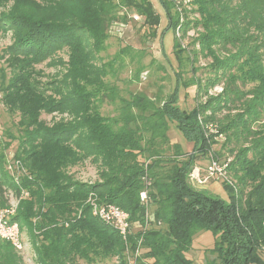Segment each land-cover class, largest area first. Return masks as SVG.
<instances>
[{
    "label": "trees",
    "instance_id": "1",
    "mask_svg": "<svg viewBox=\"0 0 264 264\" xmlns=\"http://www.w3.org/2000/svg\"><path fill=\"white\" fill-rule=\"evenodd\" d=\"M10 1L13 7L1 14L0 28L13 35L3 51L14 57L16 73L8 88L21 110L19 122L28 128L25 146L16 154L27 173L18 183L10 180L0 151V196L7 188L18 198L20 188L28 191L11 220L27 230L36 262L76 264L77 259L115 256L117 264H130L127 252L141 248L134 264H193L185 253L194 235L205 230L215 238L209 250L216 257L203 264H264V121L258 122L264 117V0L189 1L204 29L195 42L211 59L215 75L210 84H221L219 94L187 112L177 104V78L173 91L158 103L142 93L121 97V115L112 120L93 107L96 92L113 99L116 90L104 85L105 66L95 67L94 55L104 47L107 24L123 18L119 6L156 27L160 16L152 1L0 0V5ZM157 2L166 16L164 31H186L198 24L180 20L187 13L183 0ZM173 38L172 47L180 48ZM63 48L68 69L56 90L59 99H53L36 89L29 68ZM42 110L72 118L46 126L37 118ZM222 110L226 112L216 118ZM206 111L205 123L216 122L226 142L240 143L230 149L231 183L222 182L227 199L187 181L199 156L214 144L198 118ZM169 121L192 143L191 152H181L174 143L176 152L163 154L160 145L168 140ZM86 158L96 165L98 180L79 181L66 172ZM246 186L250 188L244 192ZM143 189L147 204L139 200ZM90 194L98 203L128 212L131 222L143 224L146 211L154 221L123 239L84 204ZM74 209L78 213L72 216ZM18 262L14 247L0 238V264Z\"/></svg>",
    "mask_w": 264,
    "mask_h": 264
},
{
    "label": "rangeland",
    "instance_id": "2",
    "mask_svg": "<svg viewBox=\"0 0 264 264\" xmlns=\"http://www.w3.org/2000/svg\"><path fill=\"white\" fill-rule=\"evenodd\" d=\"M151 1L160 16L159 24L156 27L143 24L144 19L141 16L139 19H135L134 14H139L133 9L119 6L117 13L123 18L114 19L107 24L108 36L104 42V47L94 55L95 67L103 69L105 66V73L102 77L104 85L116 89L113 99L109 97V94L103 96L102 92H96V96L92 99L93 107L108 119L112 120L120 117L122 112L120 108L121 97L129 98L133 94L142 93L151 99L156 98L157 103L166 99L173 91L177 78L179 84L177 86V104L187 112L197 103H204L209 97H213L221 91V84H210L215 75V71L209 65L211 59L204 56V51H201V47L195 42L196 37L204 33V29L200 24L202 20L199 18L195 5L191 4L190 0H183V7L186 8L187 13L184 17L181 16L180 20L198 21L196 27L192 26L186 31L177 30L174 32L172 29L164 31L166 27L165 13L157 0ZM13 4L14 2L10 1L0 5V17L1 14L9 12ZM175 35L181 49L172 47ZM12 40V32L0 28V151H3L5 175L10 180L15 181L16 178L19 182L25 174H17L12 161L15 163V161L20 160L16 154H19V149L25 146V141L28 139V128L20 124L21 110L15 107L14 96L8 88V82L14 78L16 71L11 66L14 63V57H8L7 54H4L3 49ZM67 55V49L63 48L51 58L33 64L29 68L36 89L41 90L44 96L59 99L56 90L59 87L62 75L68 69ZM235 111L232 110L230 113ZM225 112V110L218 111L216 118H221ZM208 114L209 112L206 111L198 118L205 132L212 136L214 144L210 153L213 152L219 158L231 159L230 149L234 146V142H226L224 136L217 133L219 127L216 122L210 124L203 121ZM37 118L42 124L50 126L60 121L71 120L72 117L64 112H46L42 110ZM259 119H261L258 121L259 123L263 122V115ZM167 136V142L160 145L164 155H172L176 152L177 148L173 145L174 143L180 146L181 152L188 153L192 151V143L185 138L174 121L168 122ZM239 144L235 146L237 147ZM243 145H246V143H243ZM199 153L197 152V154ZM208 156L209 154L199 156V159H207ZM10 164L12 165L10 166L11 169L8 168ZM201 164L204 165L205 162ZM22 167L25 169V165H22ZM66 172L79 181L93 182L99 178L98 169L90 158L68 167ZM228 176L232 179L231 173ZM206 185L217 187L215 190H208V193L225 199L228 198L221 180L211 179L203 184V187ZM203 187L197 189L202 190ZM249 188V186H246L244 192L248 191ZM15 197L12 190L7 188L4 195L0 196V208L17 203ZM87 203L89 202L86 199L84 204ZM16 209L17 205L15 211ZM76 213H78V210L74 209L71 215L73 216ZM20 232L26 248L24 251L17 252L21 258V262H18V264H38L33 241L28 236L27 230L21 228ZM214 240L215 238L210 231H198L194 235L190 249L185 253L186 257L191 259L193 264H203L206 260L214 259L216 253L211 254L209 250L212 248ZM143 252L144 249H142L140 255ZM262 255L264 257V252ZM76 264H117V257H94L91 262L85 259H77Z\"/></svg>",
    "mask_w": 264,
    "mask_h": 264
},
{
    "label": "built area",
    "instance_id": "3",
    "mask_svg": "<svg viewBox=\"0 0 264 264\" xmlns=\"http://www.w3.org/2000/svg\"><path fill=\"white\" fill-rule=\"evenodd\" d=\"M135 19H139L140 15L134 14ZM211 151V150H210ZM209 158H207L206 164L202 165L199 163L194 164L191 170L187 174L188 183L194 188H202L203 184L207 183L209 180H221V182L231 183V179L228 174V167L231 161L230 158H219L213 152L210 153ZM12 165L17 170V174H26V169L22 167L20 160L12 161ZM8 165V168L12 166ZM11 169V168H10ZM15 176V175H14ZM15 182L18 183L15 178ZM28 191L24 188H20V197H15L16 202L20 198L28 197ZM88 202L91 205V212L96 215L104 223L111 226L113 229L117 230L123 239H127V236L134 230H145L154 221L151 213H145L144 223H139L138 221L131 222L129 220V213L121 209L119 206L113 203H98L95 194H90L88 196ZM139 200L141 203H148L147 190L143 189L139 192ZM18 203V202H17ZM12 204L9 207L0 208V238L8 241L15 249L16 252H21L25 250V243L23 237L21 236L20 227L17 221H12L11 217L15 211L16 205ZM142 252L141 248H136L133 252H127L128 260L130 264H134V258L140 256Z\"/></svg>",
    "mask_w": 264,
    "mask_h": 264
},
{
    "label": "crops",
    "instance_id": "4",
    "mask_svg": "<svg viewBox=\"0 0 264 264\" xmlns=\"http://www.w3.org/2000/svg\"><path fill=\"white\" fill-rule=\"evenodd\" d=\"M203 162H205V164H206V162H207V160L206 159H200V160H198V161H196V163H199V164H201V163H203ZM203 165V164H202ZM203 189H205L206 191H212V190H215V189H217V187L216 186H205V187H203ZM202 189V190H203Z\"/></svg>",
    "mask_w": 264,
    "mask_h": 264
}]
</instances>
